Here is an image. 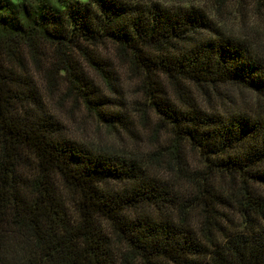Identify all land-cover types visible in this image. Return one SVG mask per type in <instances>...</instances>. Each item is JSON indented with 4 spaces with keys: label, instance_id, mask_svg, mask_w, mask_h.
Masks as SVG:
<instances>
[{
    "label": "trees",
    "instance_id": "1",
    "mask_svg": "<svg viewBox=\"0 0 264 264\" xmlns=\"http://www.w3.org/2000/svg\"><path fill=\"white\" fill-rule=\"evenodd\" d=\"M246 1L264 18V0ZM114 60L137 82L148 149L81 143L45 105L63 84L64 98L130 131ZM222 85L254 99L221 113ZM0 264H264L255 27L183 2L0 0Z\"/></svg>",
    "mask_w": 264,
    "mask_h": 264
},
{
    "label": "rangeland",
    "instance_id": "2",
    "mask_svg": "<svg viewBox=\"0 0 264 264\" xmlns=\"http://www.w3.org/2000/svg\"><path fill=\"white\" fill-rule=\"evenodd\" d=\"M80 2H87L89 0H78ZM164 3H178L197 4L201 5L207 10L213 19H217L226 27L236 30L241 23L243 26L250 27L253 25L258 33L260 41L264 42V18L257 16L248 8L246 0H230L224 8L221 9V14L217 15L215 7L217 0H163ZM244 13V19L240 18V13ZM102 54L112 56V45L108 42L99 47ZM114 63L116 73L119 76L120 82V96L126 103L124 114L126 115L130 131H125L115 123V130L107 127L104 123L98 121L94 116L87 114L85 110L78 104H75L71 99L63 97L64 85H60L54 92L47 94L43 91V99L47 110L60 122L64 133L72 139L81 143L97 146L112 144L115 146L124 145L126 147H134L139 145L142 149L150 147L147 142V135L149 130H145L138 121L139 117L136 112L132 110V102L138 99L135 92L137 82L129 79L125 68L121 67L116 60ZM31 76L36 83L42 86L41 79L37 73L31 71ZM223 100L214 103L215 110L225 113L230 106L238 103L253 101L254 95L238 88L222 85ZM199 104L209 108L205 99L196 92ZM112 130V131H111Z\"/></svg>",
    "mask_w": 264,
    "mask_h": 264
}]
</instances>
